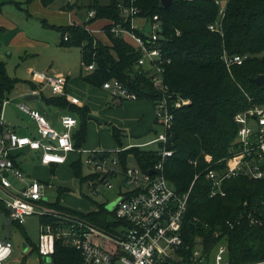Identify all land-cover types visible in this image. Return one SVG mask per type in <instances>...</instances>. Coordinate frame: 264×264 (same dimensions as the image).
Listing matches in <instances>:
<instances>
[{"label": "trees", "instance_id": "obj_1", "mask_svg": "<svg viewBox=\"0 0 264 264\" xmlns=\"http://www.w3.org/2000/svg\"><path fill=\"white\" fill-rule=\"evenodd\" d=\"M40 1L50 6L55 0ZM162 1L91 0L88 8L95 10L96 14L90 23L109 21L103 26L109 40L107 43L88 30L86 24L47 25L60 32L62 46L83 47V65L95 64L93 70L82 74L85 82L102 87L105 81L117 78L139 99L155 102L162 93L142 68H136L140 51L111 29L120 25L146 36L141 29L132 28V17L125 18L120 3L137 7L140 18L153 20L154 15H159L162 24L160 45L164 56L170 59L165 65V82L172 92L191 100L190 104L174 111L173 135L167 146L173 154L167 158L164 171L178 193L187 192L194 182L182 223L184 248L178 251V258L165 264H195L191 257L199 244L203 243L205 251H209L222 238L227 240L232 264L264 260V176L259 179L245 176L228 179L223 185L225 195L212 197L211 183L204 171L210 164L213 167L220 165L219 160L226 157L236 143L238 125L234 120L235 114L254 103L264 105V87L253 81L254 77L264 74V0H229L220 31L209 29L220 19L219 5L215 0H172L168 6ZM74 6L84 7L78 3H67L63 9ZM224 51L231 56H243V62L232 64L229 70L223 59ZM20 82L30 84L33 89H41L40 84L31 80L10 76L6 63L0 61V111L4 99ZM40 97L47 106L77 114L79 128L72 137L76 148L81 149L87 136L89 107L77 106L65 95H46L43 90ZM113 135L123 148L122 130L114 127ZM158 151V147L132 146L120 149L117 155L124 166L132 160L143 170H149L160 159ZM71 166L82 183L95 177L84 174L81 159ZM197 174L200 175L196 179ZM67 191L68 188L60 187L58 199L49 202V206L71 211L111 229L110 212L105 205L99 204L90 212L71 209L60 201ZM54 219L44 216L41 223ZM16 226L21 228L23 224L16 223ZM216 232H221L220 237L215 236ZM29 243L39 252L37 243ZM51 264H82V255L75 247L59 239Z\"/></svg>", "mask_w": 264, "mask_h": 264}, {"label": "built area", "instance_id": "obj_2", "mask_svg": "<svg viewBox=\"0 0 264 264\" xmlns=\"http://www.w3.org/2000/svg\"><path fill=\"white\" fill-rule=\"evenodd\" d=\"M228 1L215 0L219 5L220 19L209 26L210 30H221ZM119 7L126 19L132 17V28L136 27L134 21L140 18L137 16L139 9L123 3ZM95 14V10H90L89 19ZM145 20L151 27L149 32H145L146 36L138 35L132 29L120 25L113 26L111 30L127 41L128 38L131 39L133 46L141 53L136 68H142L162 93L154 102L160 132L150 143L158 145L160 159L149 170H143L132 162L124 166L117 153L113 155L112 151L76 148L72 137L78 124L75 116L61 115L62 129L59 130L42 109L32 106L27 100L16 103V106L34 120L36 130L31 135H20L3 117L4 105H12V100L7 97L2 103L0 191L7 192L12 200L7 201L0 194V218H3L8 229L10 224H24L26 217L30 215L54 217V220L42 222L40 226L37 245L44 260L51 258L59 239L80 251L82 264H165L178 258V251L184 248L182 223L194 182L187 192L178 193L164 170L167 158L173 154V150L167 146L173 135L174 111L190 104L191 100L172 92L165 82V65L170 59L164 56L160 45L162 24L159 15H154L153 20ZM65 38L68 39V36ZM223 59L230 70L232 64H241L244 57L231 56L224 51ZM83 66L88 72L95 68V64ZM31 73L33 82L41 85V89H35L31 94L38 95L48 88L52 94L65 95L72 103L80 102L78 97L67 93L68 78L63 73L35 69ZM102 87L120 100L139 99L135 92L117 78L105 81ZM234 120L238 125L236 143L230 148L229 154L219 160L220 165L213 167L210 164L204 170L211 183L212 197L225 195L223 185L228 179L238 176L259 179L264 176V105L251 104L239 110ZM26 148L34 152V159L47 166L65 163L72 152H87L84 162L92 170L90 174L95 177L86 182L94 193H99L102 186L114 188L112 179L119 178L117 204L112 211L113 218L110 219L113 225L111 229L80 215L49 206L50 201L43 194L46 184L23 175L18 156ZM10 176H14L18 182L14 184ZM220 234L221 232H216L215 236L220 237ZM13 251L10 235L0 237V264H5L10 259ZM228 252L227 240L222 238L209 251H205L203 243L199 244L194 249L191 260L195 264H232ZM248 264H264V260Z\"/></svg>", "mask_w": 264, "mask_h": 264}, {"label": "rangeland", "instance_id": "obj_3", "mask_svg": "<svg viewBox=\"0 0 264 264\" xmlns=\"http://www.w3.org/2000/svg\"><path fill=\"white\" fill-rule=\"evenodd\" d=\"M18 1H22L21 5L24 7V9L18 7L20 8V13L24 16V27H26L28 33L32 35L34 39L40 41L42 40L46 42V44L36 45L34 50H28V54L22 52L19 54V56L16 52H13L11 56H5L8 74L12 77H18L20 79H26L29 81L30 79L32 80L31 72L34 69L49 73H63L64 75L69 76L68 86L71 91L76 93L81 101L88 103L91 106L87 117V136L86 141L82 146L83 148L89 150L112 151V154L115 155L119 151V143L113 135L114 127H118L120 130L123 129L130 137L132 135L141 137V132L145 134L146 132L144 131V127L141 124H138L141 120L140 115L142 114L143 110L138 112H130L127 107V103L122 105L117 104L120 106H114L112 102L115 101V99L112 100L111 98L105 100V97H94L91 99V95L89 93L90 85L83 82L80 76L82 67L84 70L83 73L85 74L86 72L85 67L82 66V47L61 46L59 44V31L45 27L42 24L41 19L36 17H28V13L25 9L27 6V4L24 3L25 0ZM76 1H79V3L84 5V9L76 11V15L78 18L86 19L88 12L90 11L88 5L91 0H55L49 8L60 11L61 6H66L68 2L73 3ZM102 1L109 2L110 0ZM91 19L84 23L86 25H90ZM96 21L98 20L93 22ZM99 23L100 22H97L95 25L98 26ZM95 25H93L94 31L99 32ZM134 25L144 32H149L151 29L150 24L144 18H136ZM93 34L98 39H101L103 42L107 43V41H105L106 38L102 36L101 33ZM80 86H82V88H80ZM29 88L30 87L27 83L21 82L11 94L16 95L18 93H23L28 91ZM43 91L46 95H52L51 90L48 88L44 89ZM95 94L98 95V92H95ZM21 100L22 97H16V100H13L12 105L17 110L18 114L26 119L28 127L19 125H11L10 127L20 135H30V133L34 130V127L36 129V125L34 120H32L29 116L24 115V113H22L16 106V103H19ZM108 100L109 102L107 103ZM28 103H30L32 106H39L42 103V100L40 102L39 100H29ZM151 104L154 107L155 112V105L152 102ZM154 123L157 126L156 128L159 129V131L155 133L156 137L160 132V127L157 122ZM137 137L135 139L140 140V138ZM150 147L156 148L158 145L152 144ZM115 149L117 152H115ZM87 155V152H83V154L75 153L71 159L72 161L81 159L84 174H90L92 172L89 166L84 162V159L87 157ZM33 156L34 152H29L22 156L24 164L23 175L25 178H36L46 184L43 194L48 201L53 202L58 199V189L60 187L68 188V191L63 194L60 200L66 207L71 209L75 208V210L79 209L80 211H87L95 210L99 204H103L110 212V219L113 218L112 211L117 204V196L119 194V178L112 179L114 188L109 189L107 186H102L99 193H94L91 188H89L87 182L82 183L80 179L75 176L70 164V160L66 164L53 170L51 166L42 165L36 159L30 158ZM132 164H136V162L133 161ZM10 179L14 184L18 182L14 176H10ZM0 194L7 201L12 200V197L7 192L0 191ZM64 212L71 213V211ZM40 226L41 218L37 214L26 217L23 227L21 228L15 224H10L7 229L3 218H0V237H5L9 234L14 245L13 254L11 258L5 262V264L47 263L48 258L44 260L42 256H40L39 252L34 249L33 245L29 243V241L35 243L39 242L41 230ZM27 238L30 240L28 241ZM25 244L27 245L26 248ZM214 253H216V250H214Z\"/></svg>", "mask_w": 264, "mask_h": 264}, {"label": "crops", "instance_id": "obj_4", "mask_svg": "<svg viewBox=\"0 0 264 264\" xmlns=\"http://www.w3.org/2000/svg\"><path fill=\"white\" fill-rule=\"evenodd\" d=\"M21 2L22 1H18V0H0V61L5 62V56H7V55L11 56V54L13 52H16L18 55L22 52H24L25 54H28V52H29L28 50H34L36 48V45H38V44L45 45L46 44V42H44L42 40L40 41V40L34 39L33 36L28 33L26 27H24V25H23L24 16L20 13V11H19L20 8H18V7H21L24 9V7L21 5ZM24 3L27 4L25 9L28 13V17H36L38 19H41L42 24L48 28L55 29L53 27L68 26V25H72V24L82 25V24H85L84 22L90 20L88 16L86 19H82V18H78V16L76 15L77 14L76 11L82 10V9H84V7L78 8V7L74 6L72 9H63V6H61L60 11H58L57 9L49 8L51 5L50 6L43 5L40 0H31V1L25 0ZM68 3L81 4V3H79V1H76L73 3L68 2ZM42 17H45V18H42ZM97 22H100L99 25L97 24L98 26L95 25ZM108 22H109L108 20H98L96 22L90 23V25H87V28L95 34L101 33L102 36H104L106 38L105 41L109 42L107 35L105 34L104 30H102L103 26L105 24H107ZM47 24H49L53 27H49ZM93 25L96 26V28H97V30H99V32L94 31ZM128 40H129V42H131L130 38H128ZM60 41H61V34H60ZM60 41H59V44H60ZM82 56H83V47H82ZM82 66H83V61H82ZM83 71L84 70L81 69L80 76H81L82 81L85 82L83 80V77H82L83 76L82 74H84ZM87 72L88 71H86L85 74ZM29 73H30V70H29ZM67 78H68L67 93L70 96L78 97V95L76 93H73L71 91V89L69 88V86H68L69 76H67ZM22 80H26V79H22ZM31 81L33 82V80H31ZM85 83H87V82H85ZM28 85L30 87L28 91L23 92V93H18L16 95L10 94L8 96V98H10L12 100V104H13V100H16V97H22L21 101H23V100H26L25 98L27 95H29L33 91H35V89H33V87L30 84H28ZM88 85H90V84H88ZM80 88H82V86H80ZM95 92H98V95H96ZM89 93L91 95V96L89 95L91 99H93L94 97H97V98L98 97L99 98L105 97V100L110 99V98L112 100L115 99V101L112 102V104L114 106H120L124 103H127V107H128L130 112H133V111L138 112L140 110H143L142 114L140 115L141 120L139 121L138 124H141L144 127V129H145L144 131L146 133L143 134L141 132V135H142L141 137H137L135 135H132L130 137V136H128V134L123 129H121L122 130L121 140L123 143V148H130L132 146H141L143 148H150V146L152 144H155V143L150 144L155 138V133H157L159 131V129L156 128L157 126L154 123V122H157V120L155 121L156 111L154 112V107L151 104V102L154 104L153 100H151V99L120 100L119 98L112 96L103 87L92 86V85H90V92ZM38 95H39V102H40L41 97H40V94H38ZM79 100H80V102L76 104L77 106L82 107V106L86 105L89 107V110L91 109L90 104L81 101V99H79ZM0 102H1V98H0ZM108 102H109V100L107 101V103ZM117 104H120V105H117ZM34 107H38V108L42 109L46 113V115H48L50 117L52 124L56 128H58L59 130L62 129V126L60 124L61 115L71 114L78 119V116L76 113L68 111V110H63V109H60V108H57L54 106H47L43 103V101L39 106H34ZM24 115H26V114H24ZM21 118H23L26 122V119L24 117H21ZM24 127H28L27 122H26ZM78 128H79V119H78V124L74 128L73 132L75 130H77ZM35 130L36 129L34 127V130L30 133V135L34 134ZM136 137L140 138L141 141L138 139H135ZM143 139H145V140H143ZM123 148H120V146L118 147L119 150L123 149ZM81 149L89 150V149H86L83 147ZM115 151H116V149H115ZM29 152H30V150L28 148H26L18 156V160L20 162V166L22 167V169L24 168L22 156L24 154L29 153ZM75 153L83 154V152H72L69 154V158L65 163L59 164L56 166L55 165L51 166L52 169L55 170L57 167L62 166L64 164H66L67 162H69V160L71 161L70 164L72 165V163L74 161H72L71 159ZM30 158L32 159L33 157H30ZM131 162H132V160H131ZM73 172H74V170H73ZM77 210H79V209H77ZM87 211L89 212V211H93V210H87ZM87 211H84V212H87Z\"/></svg>", "mask_w": 264, "mask_h": 264}, {"label": "water", "instance_id": "obj_5", "mask_svg": "<svg viewBox=\"0 0 264 264\" xmlns=\"http://www.w3.org/2000/svg\"><path fill=\"white\" fill-rule=\"evenodd\" d=\"M172 0H163L162 3L165 6H168ZM253 81L256 82L258 85L264 87V74H260L253 78ZM26 100H39V95L37 94H29L25 98ZM3 117L4 120L11 124L12 126L19 125V126H25L26 122L23 118H21L16 109L10 104L6 103L3 108ZM27 245L25 244V248ZM46 264H51V258L47 259Z\"/></svg>", "mask_w": 264, "mask_h": 264}]
</instances>
